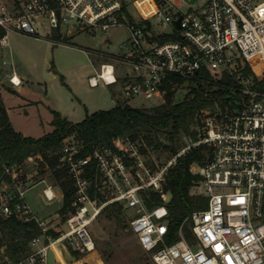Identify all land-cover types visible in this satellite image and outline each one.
<instances>
[{
    "label": "built area",
    "instance_id": "2783aa9c",
    "mask_svg": "<svg viewBox=\"0 0 264 264\" xmlns=\"http://www.w3.org/2000/svg\"><path fill=\"white\" fill-rule=\"evenodd\" d=\"M130 2L0 0V55L6 56L10 48L11 32L61 43L52 39L53 33L125 25L129 37L124 51L113 57L130 63L136 72L125 76L127 98L165 102L169 92L185 95L197 84L222 86L237 97L201 108L193 125L195 136L163 167L150 165L145 143L129 136L90 149L74 134L66 136L56 154V168L67 171L75 189L74 209L65 218L58 213L40 219L27 199V192L41 182L46 183L48 200L63 199L59 184L47 175L37 179L41 162L52 175L42 154L6 164L0 219L35 221L42 233L32 239V252L19 261L1 246L2 263L50 264V252L59 261L71 251L92 253L96 243L89 226L107 205L120 203L135 209L129 227L156 264H264V0H145L151 11L142 10L139 22L127 12ZM162 36L169 38L160 40ZM3 64L11 65L9 81L20 86L13 62L4 58ZM248 66L259 75L248 73ZM223 76L231 83H221ZM118 81L112 61L102 62L89 76L92 87ZM199 145L206 146L207 158L192 164L191 171L200 177L207 206L192 212L170 241L174 231L164 181L177 158ZM149 190L162 199L152 209L144 200Z\"/></svg>",
    "mask_w": 264,
    "mask_h": 264
},
{
    "label": "rangeland",
    "instance_id": "374dc122",
    "mask_svg": "<svg viewBox=\"0 0 264 264\" xmlns=\"http://www.w3.org/2000/svg\"><path fill=\"white\" fill-rule=\"evenodd\" d=\"M131 1L126 5L127 12L135 22H139L141 11H151V7L147 5L145 0ZM191 1L196 2V0ZM63 36L66 40L70 39L69 43L53 47L52 44L49 45L42 40L37 42L35 39L10 33V41H12L10 43L15 46L17 52L21 43L35 45L32 47L34 48L32 54L27 55V60H31L29 64L19 59L17 61L18 66L21 62L25 63V66L29 65L27 67L33 72L34 82L29 84L25 82L23 86H1L3 91L11 97L9 100L11 108L9 107V109L17 131L34 138L51 133L54 130L53 119L56 110L63 112L68 120L79 122L87 114L113 107L117 101L128 102L133 106L148 107L162 103L157 98L136 97L129 99L123 92V86L126 82L124 77L136 73L130 63L113 57V55H118L124 51L123 43L129 37V31L125 25L114 26L105 31L97 30L96 32L88 29L67 34L66 30ZM44 56H47L50 65L54 64V67L52 66L50 69V74L45 73L46 69L43 68L42 57ZM4 58L9 60V54L0 55L2 74H5L6 70H11L10 64H3ZM105 61L115 63L117 76L120 77L118 83L107 85L101 82L97 87L90 86L89 76L93 75L95 70L99 69L101 63ZM182 141L185 146L191 140L184 136ZM201 146L203 145L192 147L188 152ZM202 153H206V149ZM146 158L150 165L157 168L166 165L172 157L168 152L160 151V153H148ZM45 172L37 179L47 175L53 181L52 177L48 175V171ZM45 186L46 183L41 182L26 194L33 211L38 214L40 219H49L51 216L60 213L64 203L61 196L51 201L48 200L43 192ZM191 193L202 195L199 181L192 186ZM135 213L134 208H127L121 214V222H118L112 214L107 212L100 214L89 226L96 243V250L75 260H82L83 264H156L151 253L146 252L141 247L136 235L129 227V221ZM52 257L50 252V264L54 263ZM66 260L67 263H72L74 257H69ZM74 264H77V261Z\"/></svg>",
    "mask_w": 264,
    "mask_h": 264
},
{
    "label": "trees",
    "instance_id": "16d2710c",
    "mask_svg": "<svg viewBox=\"0 0 264 264\" xmlns=\"http://www.w3.org/2000/svg\"><path fill=\"white\" fill-rule=\"evenodd\" d=\"M160 40L169 38L162 36ZM55 42L69 43L65 37L55 32L52 35ZM248 73L255 77L259 72L248 66ZM207 76V75H206ZM221 83H231V79L223 76ZM264 88V79L261 81ZM178 96V98H177ZM180 96V97H179ZM227 88L212 85L197 84L191 87L187 94L176 95L169 92L165 102L151 106H133L128 102H117L109 109H101L87 114L79 122L68 120L58 111H54V130L39 138L25 136L17 131L8 114L5 106L1 85H0V183L7 179L5 173L6 164L22 163L32 154H42L45 161L52 169V180L59 184L63 191V207L60 214L63 218L74 209L75 189L73 182L68 178L67 171L57 169V152H59L63 139L68 135H75L82 140L87 149L94 145H110L112 139L117 136H129L133 140H140L145 143L143 151L148 153L168 152L174 157L184 146V136H195L193 125L196 121V114L201 108L215 106L226 98L232 99ZM206 149L203 145L192 149L177 158V163L172 165L164 181V190L169 193L167 203L169 209L170 225L174 236L170 241L177 238V230L183 221L194 211L204 209L207 206L205 195L191 193V188L199 181V175L191 171L193 163L201 164L206 158ZM45 162L40 163L39 172L44 175ZM144 200L149 209L162 203L159 192L149 190L144 195ZM126 208L120 203L107 205L103 212L112 214L118 222H121V214ZM185 231H190L188 223L184 225ZM42 231L35 221H24L19 218L7 220L0 219V247L5 246L4 252L14 261H19L32 252L31 241L34 237L41 235ZM74 259L81 258L79 252L71 251ZM77 260V264H82ZM0 264H3L0 259Z\"/></svg>",
    "mask_w": 264,
    "mask_h": 264
},
{
    "label": "crops",
    "instance_id": "0c3cea01",
    "mask_svg": "<svg viewBox=\"0 0 264 264\" xmlns=\"http://www.w3.org/2000/svg\"><path fill=\"white\" fill-rule=\"evenodd\" d=\"M12 34H17V35L23 36V37H29L30 39H33V40L35 39L37 42H39V41L42 40V41H45L49 45L52 44L53 47L54 46H57L59 44H64V43H54L52 40H50V39H48L46 37H44V38H36L34 36H31V35L21 34V33H17V32H12ZM69 37H71V36L69 35ZM68 41H70V39ZM10 42L12 43V41H10ZM11 43H10V48L5 49V52L9 54V60L13 62L14 66H15V70H16L18 76L22 80V83H21L20 86H23L25 82H27L28 84L29 83H33L34 82L33 81V72H32L31 69H29V67H27V65L30 63L31 60H27V55H29V53L32 54V52L34 50V48H32V47H34L35 45H33V44L26 45V44L20 42L21 44H20L19 50L17 52L15 50V46H13ZM42 58H43V62L42 63L44 65L43 68L46 69V72L45 73L50 74V69H52V66L54 67V64L53 65H50V63H49V61L47 59V56H44ZM18 59L19 60H22V62H25L26 61V63L28 62V64L25 66V63H22L21 62L20 63V66H18L17 65ZM1 72H2V70L0 71V85L1 86L3 85L5 87L6 86L7 87H14V85L9 81V75L12 73V68H11V70H6L5 71V74H2ZM55 72L57 73V70H55ZM55 75H54V77H55ZM1 91H2L3 100H4L5 106L7 108V111H8L9 117H10V120H11V122L13 124V121H12V118H11V114H10L11 112H10V109H9V107L11 108V106H10L11 103L9 101V100H11V97L3 91V88L2 87H1ZM116 103L114 105H116ZM58 112L62 115V117H65V118L68 119V117L63 112H61L59 110H58ZM13 126L16 129V127H15L14 124H13ZM52 255H53L52 258H53V261H54L53 264H74L77 261V260L74 259V262L67 263V260L66 259L69 258V257L70 258L72 257V255H70V254H65V256L61 258V261L57 260L54 254H52ZM85 259H86V257H85ZM81 263L83 264V261Z\"/></svg>",
    "mask_w": 264,
    "mask_h": 264
},
{
    "label": "water",
    "instance_id": "95a60500",
    "mask_svg": "<svg viewBox=\"0 0 264 264\" xmlns=\"http://www.w3.org/2000/svg\"><path fill=\"white\" fill-rule=\"evenodd\" d=\"M177 25H178V26L180 25V21L177 22Z\"/></svg>",
    "mask_w": 264,
    "mask_h": 264
}]
</instances>
